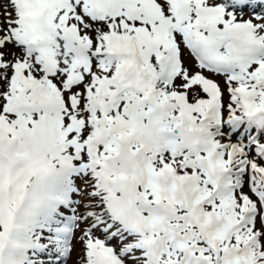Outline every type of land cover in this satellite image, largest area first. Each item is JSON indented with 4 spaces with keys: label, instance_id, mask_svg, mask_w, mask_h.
<instances>
[{
    "label": "snow or ice",
    "instance_id": "obj_1",
    "mask_svg": "<svg viewBox=\"0 0 264 264\" xmlns=\"http://www.w3.org/2000/svg\"><path fill=\"white\" fill-rule=\"evenodd\" d=\"M0 264H264V0H0Z\"/></svg>",
    "mask_w": 264,
    "mask_h": 264
}]
</instances>
